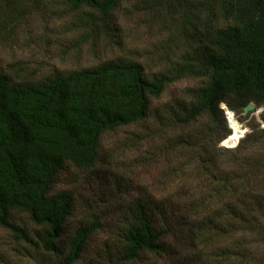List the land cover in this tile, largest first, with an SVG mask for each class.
<instances>
[{
  "label": "trees",
  "instance_id": "1",
  "mask_svg": "<svg viewBox=\"0 0 264 264\" xmlns=\"http://www.w3.org/2000/svg\"><path fill=\"white\" fill-rule=\"evenodd\" d=\"M13 1L24 2L0 0ZM174 1L183 47L159 73L123 59L39 79L0 70V232L12 239L0 238L6 264L11 250L61 264L82 260L109 215L83 210L75 223L77 198L56 191L58 181L72 168L89 176L104 168V136L129 129L125 152L137 172L119 221V260L264 264V0ZM65 2L88 10L91 25L98 20L108 33L121 0ZM185 79L196 85L157 104ZM250 103L263 108L260 122L253 118L235 147L220 146L231 134L221 104L242 114ZM154 164L157 173L147 170Z\"/></svg>",
  "mask_w": 264,
  "mask_h": 264
},
{
  "label": "rangeland",
  "instance_id": "2",
  "mask_svg": "<svg viewBox=\"0 0 264 264\" xmlns=\"http://www.w3.org/2000/svg\"><path fill=\"white\" fill-rule=\"evenodd\" d=\"M174 4L175 1L170 0H121L109 24L110 29L106 28L108 33H105L98 20L91 25L88 10H73L65 0H43L39 6L32 0H24L22 4L0 2V70L18 79H39L53 72L78 70L107 60L123 59L141 63L148 74L159 73L177 61L183 47L179 15L172 13ZM195 85V81L188 79L171 85L157 104L161 106ZM262 110L259 107L246 115L232 112L239 128L238 137L241 134L239 138L249 132L248 124L253 118L260 122ZM260 127L264 124L260 123ZM129 131L120 130L104 136L101 151L108 162L104 168L95 170L90 176L72 168L58 181L56 191L67 190L77 198L75 223L82 218L83 210L100 217H112L111 225L109 216L105 219L108 226L94 235L87 254L77 264H129L121 262L116 251L119 247L117 233L120 226L123 227L119 221L123 210L129 207L127 202L133 197L129 192L130 181L137 172L135 161L125 152L129 146V141H125ZM154 166L147 170L157 173L159 164ZM0 238L12 241L10 236L1 232ZM98 251L101 258L97 256ZM8 259L7 264H61L62 258L45 254L27 258L17 256L15 250H11ZM0 264L6 263L0 260ZM146 264H153L152 259L148 257Z\"/></svg>",
  "mask_w": 264,
  "mask_h": 264
},
{
  "label": "water",
  "instance_id": "3",
  "mask_svg": "<svg viewBox=\"0 0 264 264\" xmlns=\"http://www.w3.org/2000/svg\"><path fill=\"white\" fill-rule=\"evenodd\" d=\"M224 110V112L226 113V120H227V123H228V126H229V129L231 130V134H232V129L230 127V122H229V116H234V114L232 112H230L226 107L222 108ZM255 110V106L254 104L250 103L248 105H246L244 108H243V114L246 115L248 112H252ZM229 137H227L225 140L222 141V145L223 147H226V148H232V147H235L238 143V140L236 141V143L234 145H231V144H228L229 143Z\"/></svg>",
  "mask_w": 264,
  "mask_h": 264
},
{
  "label": "bare ground",
  "instance_id": "4",
  "mask_svg": "<svg viewBox=\"0 0 264 264\" xmlns=\"http://www.w3.org/2000/svg\"><path fill=\"white\" fill-rule=\"evenodd\" d=\"M229 122H230V127L232 129V134H230V138H229L230 141H229V143L231 145H234L236 143V141L238 140V138L241 136V134L238 137V135H239V128L236 126L233 116H229Z\"/></svg>",
  "mask_w": 264,
  "mask_h": 264
},
{
  "label": "built area",
  "instance_id": "5",
  "mask_svg": "<svg viewBox=\"0 0 264 264\" xmlns=\"http://www.w3.org/2000/svg\"><path fill=\"white\" fill-rule=\"evenodd\" d=\"M258 113L260 112V110L259 111H257ZM225 116H226V113H225Z\"/></svg>",
  "mask_w": 264,
  "mask_h": 264
}]
</instances>
